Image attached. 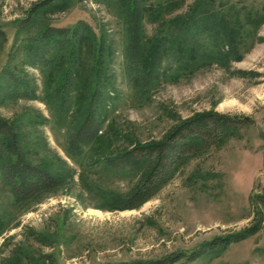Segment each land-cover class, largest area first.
<instances>
[{"label":"rangeland","instance_id":"374dc122","mask_svg":"<svg viewBox=\"0 0 264 264\" xmlns=\"http://www.w3.org/2000/svg\"><path fill=\"white\" fill-rule=\"evenodd\" d=\"M41 1L0 0L6 40L0 46V119L13 124L28 164L63 181L18 203L2 180L0 159V264L155 262L256 225V235L190 264H264V0H211L213 10L232 13L243 27L237 55L220 63L203 60L143 89L126 71L125 26L112 0H69L41 14L40 26L87 24L110 49L99 137L79 156L68 154L67 142L90 93V46L82 44L78 89L57 98V80L50 83L23 49L38 28H18ZM196 1L183 0L172 16L186 14ZM145 28L151 37L156 26L145 22ZM6 71L23 81L29 97L3 78ZM80 90L86 94L81 98ZM202 113L229 118L230 137L216 139L202 154H188L140 207H115V200L134 192L148 165L113 171L107 158L161 141L174 126Z\"/></svg>","mask_w":264,"mask_h":264},{"label":"trees","instance_id":"16d2710c","mask_svg":"<svg viewBox=\"0 0 264 264\" xmlns=\"http://www.w3.org/2000/svg\"><path fill=\"white\" fill-rule=\"evenodd\" d=\"M112 2L125 26L126 71L140 88L151 87L164 78L187 73L203 60L208 63L229 61L237 55L238 46L243 42V27L238 25V20L233 18L232 13L218 14L217 10H213L211 0H197L189 12L174 16L172 14L183 0ZM68 4L69 0L36 3L18 28L22 33L38 28L23 42L26 60L34 67H41L50 83L57 80L55 90L59 99H63L69 91L78 89L76 86L83 79L79 71L82 44L90 46L85 77L86 89L90 93L82 100L80 120L67 142L68 154L79 156L84 146L95 143L99 137L105 98V87L102 88L101 81L109 69L111 54L104 44V38L98 39L87 24L80 23L72 29L40 26L41 14L47 10L62 9ZM145 22L156 26L151 37L146 32ZM4 41L5 36L0 32V46ZM3 78L9 80L18 93L29 97V90L18 76L6 71ZM80 91L79 98L86 95ZM59 109L62 112L66 110L63 100L59 103ZM231 129V121L226 116L202 113L174 126L161 141L138 145L131 152L107 158L106 167L113 171L123 172L138 169L144 163L148 165L134 192L126 199L115 200V207L133 210L143 205L164 185L188 154H202L214 145L216 139H228ZM18 142L19 136L13 124L0 119L2 180L16 201L21 203L61 185L63 180L28 164L20 154ZM258 231L256 225L216 239L191 253L179 252L159 261L131 264H190L207 253L221 252L234 243L242 242Z\"/></svg>","mask_w":264,"mask_h":264}]
</instances>
